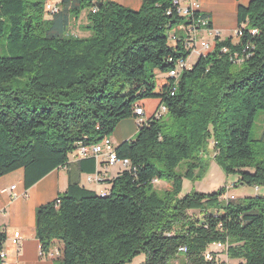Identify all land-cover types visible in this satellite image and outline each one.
<instances>
[{
    "label": "trees",
    "instance_id": "1",
    "mask_svg": "<svg viewBox=\"0 0 264 264\" xmlns=\"http://www.w3.org/2000/svg\"><path fill=\"white\" fill-rule=\"evenodd\" d=\"M141 2L133 10L109 0H62L47 14L41 0H0L9 52L0 56V176L22 168L28 189L66 168V190L35 210L41 255L61 264H130L139 255L138 264H173L180 255L177 264H220L216 253L205 255L214 242L239 264H264V192L226 199L220 187L180 195L184 178L204 176L211 147L225 174L264 189V148L251 138L264 111V0L239 5V35L217 34L178 77L168 72L189 51L183 35L171 43L169 32L208 16L184 17L174 0ZM83 10L88 37L69 30ZM157 72L166 74L163 82ZM147 100L157 101L150 112ZM161 105L166 112L156 118ZM130 117L141 119L136 136L115 147L130 166L100 195L81 184V174L95 173L96 158L74 153ZM5 240L0 230V252Z\"/></svg>",
    "mask_w": 264,
    "mask_h": 264
},
{
    "label": "crops",
    "instance_id": "2",
    "mask_svg": "<svg viewBox=\"0 0 264 264\" xmlns=\"http://www.w3.org/2000/svg\"><path fill=\"white\" fill-rule=\"evenodd\" d=\"M60 3L62 0H53ZM117 4L138 10L141 0H109ZM184 3L186 0H181ZM201 11L209 18L213 29L221 38L235 36L237 26V9L239 5L246 6L250 0H197ZM76 21V20H75ZM73 30V29H72ZM71 30V31H72ZM157 101L147 100L144 105L148 112L152 111ZM138 130L135 118H125L115 127L110 139L116 147L120 143L134 139ZM71 160L75 158L71 157ZM119 172V165L105 166L97 161L96 171L91 174H81V184H93L90 188L97 193L110 188V182ZM98 174H104L96 181ZM92 181L88 182L86 177ZM68 185L67 170L60 167L50 171L28 189L24 186V170L16 169L0 176V230L5 232L6 240L3 251L6 256L2 264H61V259H50L41 255L40 244L35 235V210L37 207L53 201ZM14 186V190L10 187ZM5 189V191H3ZM15 192L17 195L13 196ZM16 240V243L12 242Z\"/></svg>",
    "mask_w": 264,
    "mask_h": 264
},
{
    "label": "built area",
    "instance_id": "3",
    "mask_svg": "<svg viewBox=\"0 0 264 264\" xmlns=\"http://www.w3.org/2000/svg\"><path fill=\"white\" fill-rule=\"evenodd\" d=\"M43 3L44 11L47 14L56 12L59 8V3H55L53 0H41ZM174 5L178 14L184 17H190L195 12H201V6L197 0H186L182 3L181 0H174ZM94 11V10H93ZM208 18L198 17L187 25H179L176 29L177 31L183 32L184 35L180 36V40H183L185 48L189 51V55L186 58H178L174 62L173 68L168 72V75L171 77H178L180 72L185 69H190L193 65L191 61L192 56L199 57L204 53L205 50H208L211 46V41L218 34V31L212 27H207ZM255 30H252L251 33H254ZM235 35H239L238 29L235 32ZM171 36H178L175 34H169V40L171 42ZM225 50V49H223ZM171 60V59H170ZM135 112L140 116L143 115L141 109H135ZM166 112V108L161 105L155 113V117L159 118L162 114ZM139 119L137 122L140 123ZM75 157L82 158L86 156H94L97 161L101 162L105 166L109 165H119V171L122 169L128 168L130 162L127 158L118 159L115 146L112 143L110 137H104L100 142L94 145H83L74 153ZM104 174H98L96 176V181L102 180ZM88 182L92 181L90 176L86 177ZM11 190H14V186L10 187ZM5 191V189H3ZM108 192L107 189L101 190L98 194L105 195ZM227 193V192H226ZM225 193V194H226ZM13 196L17 194L12 193ZM226 198V199H232ZM12 242L16 243V240ZM213 247V248H212ZM227 245L221 242H214L208 246L206 249L205 255L207 259L212 258V254L216 253L220 259V264H239L232 259H229L226 254ZM180 251H186V247L182 246L179 248ZM6 256L5 252L2 250L0 252V257L4 259Z\"/></svg>",
    "mask_w": 264,
    "mask_h": 264
},
{
    "label": "rangeland",
    "instance_id": "4",
    "mask_svg": "<svg viewBox=\"0 0 264 264\" xmlns=\"http://www.w3.org/2000/svg\"><path fill=\"white\" fill-rule=\"evenodd\" d=\"M86 18V10H83L81 14L78 16L77 20L71 19L69 30L73 29L72 32L81 36L88 37L91 35V31L85 28L87 25ZM170 34H178L184 35L183 32L172 30L169 32ZM172 43V42H171ZM9 52L6 49V38L4 36L0 37V56H7ZM198 57L192 56L191 61L195 63ZM157 79L159 82L164 81V77L166 74L156 73ZM166 117H163V120ZM251 138L254 141H257L259 147L264 148V111H260L254 121L253 127L251 129ZM212 146V143H211ZM214 151L212 147L207 151V158L210 160L207 171L201 179H183L182 190L180 192L181 196H184L191 192H200V193H212L218 190L220 187H226L227 193L223 196V198H231L234 199L243 198L246 196H257L264 192L263 188H259L256 186H250L246 184H238V175L234 173L225 174L219 165L213 160ZM260 157V154L257 155ZM185 169L184 163L180 164L177 167V172H183ZM252 171V170H250ZM88 187H92L93 184H86ZM154 186L157 190L161 191L165 189V182L163 181H155ZM189 213L194 217H199L200 212L198 210H191ZM213 248V247H212ZM144 259L143 255L136 256L133 258L130 264H138ZM183 256L180 255L176 260L172 263L177 264L179 260H182ZM239 263L238 260H233Z\"/></svg>",
    "mask_w": 264,
    "mask_h": 264
}]
</instances>
